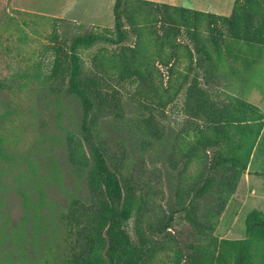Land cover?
I'll list each match as a JSON object with an SVG mask.
<instances>
[{
	"label": "rangeland",
	"instance_id": "374dc122",
	"mask_svg": "<svg viewBox=\"0 0 264 264\" xmlns=\"http://www.w3.org/2000/svg\"><path fill=\"white\" fill-rule=\"evenodd\" d=\"M150 1L214 14L218 12L213 8L225 6L231 11L233 6V0ZM113 4L114 0H0V264H66L70 241L62 217L71 199L85 198L87 190L85 174L66 158V136L77 132L80 112L76 99L62 94L58 98L54 92L55 81L48 77L53 62L50 41L66 46L75 36L108 34L106 29L113 28ZM203 4L212 9L204 11ZM147 11L142 7L135 25L141 31L138 44L150 57L148 69L155 87L151 93L148 83L145 88L129 80L109 81V90L120 101V117L102 118L99 129L116 166H123L118 172L137 186L138 194L151 199L152 212L142 227L155 238L148 221L176 211L177 194L201 174V162L194 159L184 166L178 150L191 140L195 123L185 112V75L189 79L198 75L201 88L218 103L240 99L256 105L264 120V50L259 62L242 71L214 53L201 18L199 39L214 59L212 77L204 81L203 71L195 66L191 37L181 30L177 36L170 33L171 44L161 45L166 27L158 22L157 12ZM134 43L130 34L122 45ZM117 47L100 41L89 49H78L83 69L96 71L91 60L98 51L112 53ZM146 118L159 139H146L136 130ZM257 143L247 180L242 175L230 194L225 185L221 192L212 188L200 198V211L210 214L204 217L205 230L212 229V238L218 241L245 239L246 216L253 210L264 213V131ZM122 155L129 158L127 165L120 163ZM225 179L230 185L235 182ZM219 205L224 208L216 215ZM173 217L167 237L155 238L164 247L154 264H176L178 250L183 255L180 264H185L186 245L197 243L184 213ZM126 229L135 240L133 219Z\"/></svg>",
	"mask_w": 264,
	"mask_h": 264
},
{
	"label": "trees",
	"instance_id": "16d2710c",
	"mask_svg": "<svg viewBox=\"0 0 264 264\" xmlns=\"http://www.w3.org/2000/svg\"><path fill=\"white\" fill-rule=\"evenodd\" d=\"M142 7L148 8V13L155 11L160 15L155 18L166 27L161 34V45L172 43L170 33L177 36L183 31L191 37L193 54L197 57L195 66L203 71L204 81L212 77L214 59L209 47L199 39L201 18L205 19V32L214 53L239 65L242 71L259 62L264 50V0H234L229 16L150 0H114L113 28L106 29L108 34L75 36L66 46L50 41L53 62L48 77L55 81L54 92L58 98L63 95L76 99L80 112L77 132H68L66 136V158L70 166L85 174L87 190L85 198L71 199L62 217L70 241L66 264H154L164 247L155 238L167 237L173 215L179 212L184 213L197 236L196 244L186 245L189 252L185 264H264L263 212L253 210L246 216L245 239L218 241L212 238V229L206 232L204 227V217L210 218L209 212L203 213L199 208L200 198L212 188L218 193L226 185L230 194L235 183L246 174L255 144L263 132V115L257 106L240 99L229 104L211 99L201 88L198 75L191 79L185 75V112L195 123L191 140L183 142L178 150L184 166L194 159L201 162V174L181 195L177 194L176 211L148 221L147 228L156 237L145 234L142 223L152 212V201L148 195L138 194L137 186L118 172L123 166H116L108 141L99 129L102 118L112 114L120 117V101L115 91L109 90V81L129 80L145 88L148 83L151 93L155 87L148 69L150 57L138 44L141 31L135 20ZM130 34L135 37L134 45H122ZM100 41L118 46L117 50L98 51L91 60L96 71H85L77 51L89 49ZM136 130L146 139H159L150 118L141 119ZM208 152L211 157H207ZM128 160L122 155L120 163L127 165ZM169 164L176 165L172 157ZM225 176L235 182L230 185ZM223 208L220 206L216 215ZM130 219L134 220L135 240L126 229ZM176 258V264H180L181 251H177Z\"/></svg>",
	"mask_w": 264,
	"mask_h": 264
},
{
	"label": "crops",
	"instance_id": "0c3cea01",
	"mask_svg": "<svg viewBox=\"0 0 264 264\" xmlns=\"http://www.w3.org/2000/svg\"><path fill=\"white\" fill-rule=\"evenodd\" d=\"M233 2H234V0H233ZM228 3V2H227ZM232 7V6H231ZM186 8H191V7H186ZM208 9H212L209 5H204L203 4V10L204 11H206V10H208ZM213 9H215V10H217V14H221L222 16H229V14L231 13V11L229 10L230 9V7H229V9L228 8H226L225 9V6H223V7H216V8H213ZM221 10H223V11H221ZM214 14V13H213ZM216 14V13H215ZM216 14V15H217ZM256 106V105H255ZM263 122H264V120H263ZM263 131H264V128H263ZM261 137V136H260ZM259 137V138H260ZM257 145H258V143H257ZM257 145H255L256 147H257ZM256 147L254 148V150H253V152H252V155H251V157H250V160H249V163H248V166H247V169H246V174L245 175H243V180L245 179V180H247L248 179V177L251 175V165H252V161H253V157H254V154H255V149H256ZM233 197H234V195H233Z\"/></svg>",
	"mask_w": 264,
	"mask_h": 264
}]
</instances>
